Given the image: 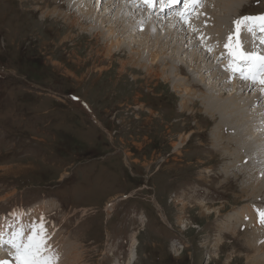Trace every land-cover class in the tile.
<instances>
[{"label":"rangeland","instance_id":"1","mask_svg":"<svg viewBox=\"0 0 264 264\" xmlns=\"http://www.w3.org/2000/svg\"><path fill=\"white\" fill-rule=\"evenodd\" d=\"M123 1H87L92 19L103 22L93 38L95 29H81L87 25L64 29L72 20L59 15L73 12L62 0H0V223L17 210L29 214L21 217L25 223L43 221L58 264H127L130 253L134 264H264V254L247 245L264 238L250 226L246 231L247 214L233 232L225 230L226 217L251 203L253 187L242 193L243 180L222 175L228 161L210 136L219 122L198 104L184 108L170 85L178 83L174 68L165 70L175 60L198 83L203 79L201 86H215L200 64L203 53L178 47L188 29L172 31L173 15L157 25L152 14L142 27H166L173 37L164 46L150 40L134 49L146 61L157 51L159 77L131 66L127 57L135 55L127 49L104 55L99 48L114 39L108 30L122 34L121 48L146 35L123 32L128 8L144 13ZM243 2L236 20L264 14V0ZM245 108L257 123L241 135L264 143L261 105ZM7 255L11 264L14 252H0V260Z\"/></svg>","mask_w":264,"mask_h":264},{"label":"bare ground","instance_id":"2","mask_svg":"<svg viewBox=\"0 0 264 264\" xmlns=\"http://www.w3.org/2000/svg\"><path fill=\"white\" fill-rule=\"evenodd\" d=\"M62 1H64L66 3V6L69 8V10L73 12V13H68V12L62 13L61 15H59L62 18L67 17L72 20V22L70 21L68 25L64 22L66 24V26H64L65 30L70 31L71 29L74 28V26L83 27L87 25L89 26L88 29L81 28V27L79 28L83 29V31L86 30V32L90 28L91 30L93 28L95 29V30H92L93 33L89 32L91 33L92 37L93 38L100 37L99 32L96 30L97 27L96 28L94 27L96 26V23L101 20L96 19V21H94L92 17L90 16L92 15L93 9H91L88 6L89 4L87 3V1L89 0H62ZM182 1L183 0H181V2ZM205 1L207 2V5L209 4L210 6H204V8L200 11V16L197 17L196 20L193 19L195 15L191 16V19H190L191 27L188 24H184L179 19V17H174L176 18L175 21L174 20L171 21L173 23L172 31L174 30L176 31V29H179L177 32H181L184 29H188V34L183 31L185 33L182 35L184 39L183 46H178V47H184L185 44H187L188 47L190 46L192 48L195 47V49H197L200 53H203L204 59L203 58L201 59L200 64L201 66H204L205 69L210 70V74H212V76L208 74L207 78L209 79L212 78L216 80L215 82L217 83V85L212 86V87L207 86L206 88L201 86V85H204L202 84V81L204 80L198 79L199 80V83H198V81L192 77L191 73L188 70L183 69V67L185 66H183L182 64H180L178 61H175V60H170L167 63L165 62V66L167 67L165 68V70L166 72L167 70H172V67H169L167 65L173 66L174 74H175V77L177 78L178 83L176 82L174 83L172 81L171 82L169 81V82L174 92L181 93L182 95L181 99L185 105L184 108H186V105L188 107L189 104L191 105L198 104L203 108L202 111L207 116L212 118L213 121L219 122V124L218 123L216 124L214 122L215 128H214V131L210 133V136H211V142L217 144L218 151L222 149V151L219 153L222 155L223 161H228L225 165L226 172H223L222 175H228L229 177L230 175H232L236 179L243 180L242 184L239 185L241 187V190L243 191L242 193H247V192L249 193L248 187H246V185L248 186L250 185L253 187L252 197L247 196V198L250 199L251 203L249 202L245 204L244 206H242L241 212L235 213L234 217H231V218L226 217L225 219L226 224L225 223L224 224L229 226V229L225 228V230L227 231L231 230L233 232L234 229L232 230V227H234L237 224H240V222L243 221L244 214H247L251 222L249 223V221L246 220V222L249 223L248 225L245 223L246 231L249 226L252 227L253 231H255L254 235L257 238L259 236H264V226H261V224L258 222L259 218L257 215V211H255L257 210L256 208L258 207H261V209H258V210L264 211V172L262 169L263 157H264V143H262L260 139H256L253 142L248 141L243 138V135H241L240 132L245 126H246V131L251 132L253 129L252 127L250 129L249 127L250 124L253 122L257 123L256 119L254 118L251 119L248 117L247 113L244 111V108L247 106L248 107L253 106L255 102H257L256 105H261L262 111H264V104L262 103V101L264 100V96H262V93L257 90L258 92L256 91L257 93L255 97L254 96L251 97V95H247V97L244 98L246 91L251 90V89H248V86H241L239 83H236V80L234 81V79H232L230 75L226 73L225 69L226 67H228L229 60L227 61V58L223 59L227 61L225 69H223V63L221 62H219L218 64L216 63L217 61L220 60L222 55L226 57L224 45L227 42V37L230 34L234 35L233 22L236 21L237 16L239 15L238 7L240 6V9H241L242 5L245 2H243V0H205ZM115 2H117V4L119 3L124 4L123 0H117V1L114 0L113 3ZM129 5H131L130 2H129ZM52 14L54 16H58L56 11H54ZM174 14L175 13H173V15ZM124 16H127V18L130 19V22H128V20H124V22L123 21L121 22L122 29H124L123 32L125 34L130 35L131 32H135L137 34L144 33L146 35L143 36L142 38H135L131 36L133 37L132 39H134L135 41L131 44H127L126 47L121 48V47H117V45L121 46L120 39L122 37V34L119 35L120 33L119 32L116 35L114 30L113 31L108 30V33H106L107 35L106 37L109 36V38L113 37L114 39L107 38L108 42H103L106 49L103 47H100L99 48L100 51L102 50L101 52H103L104 55H108L110 58H112L116 54L120 56L121 53L126 52L125 49H127L131 57L132 55H135V57L132 60H130V58L127 57V60L129 61V64L131 66L140 65L142 66L141 69L143 68L144 71L146 72L145 73L146 75L152 76V74L154 73L155 76L159 77L160 75L157 73V70H156L158 69V67L154 62L156 60L157 54L155 53L157 51L151 54V56L149 55L151 59L146 61V59H144L145 56H143L142 53H140V51H137L134 48H141L145 43H149L151 41L153 43V46H155L156 43L160 45L163 44L164 46V44L167 45V42H165L166 39L169 37H173V36L169 35L167 32L163 33L166 27H163L159 31L153 29L150 23H148L146 28L142 27L143 24L146 21H148L149 17L153 16L150 12L148 14L136 13L135 11H132L131 8H128L126 13H124ZM165 19H166V16L165 17L158 16L156 18H153L154 22L157 25H163L165 22ZM107 23L109 24V21H107ZM101 24H103L102 21H101ZM118 25H120V22L116 25L113 24L114 26L113 28H117ZM192 27L199 29V31L193 32ZM113 28H110V29H113ZM260 34L261 33H258L257 35L259 36ZM200 37L204 38L203 41L200 39ZM191 39L192 40L194 39L193 41L194 45H190L187 42V41H190ZM241 39L246 44L244 50L246 52H252L254 48V44L252 43L253 42L252 37L250 35L244 34L242 35ZM204 41H207V44ZM166 47L167 46H165L164 48ZM255 48H257L256 45H255ZM258 48L259 50L261 49V47L259 46ZM162 49L163 47L160 48V50ZM209 49H212V51H209ZM217 56H220V58L219 59L216 58ZM205 62H206V65H202ZM122 67H124V65H122ZM189 67L192 68L191 66ZM176 68H177V72H176ZM183 75H186L184 79L181 77ZM178 76H180V78H178ZM223 79L231 81V84L227 85V83H225ZM164 80H168V79H164ZM188 83L190 85H188ZM256 85L257 87H259V89L262 88V86L259 83ZM194 88L200 90L201 94L195 93L193 91ZM221 90L223 92H221ZM220 126H221V136H219V131H218V128ZM240 136H242L243 140L240 139ZM1 201H4V200H1ZM249 207H252V209H250ZM214 210H218V209L214 208ZM220 213L221 212L217 211L216 215L219 216ZM230 221L234 224L233 225L230 224L229 223ZM28 223L30 222L25 223L24 218H20V221H18V224L16 226L19 227L20 225H24ZM46 230L48 231L50 229H46ZM12 231H14L13 228H12ZM28 234L29 233L26 231L25 236H27ZM244 234H247V232H245ZM247 245H249V247L251 248L249 249L253 250L254 253L258 252L260 254H264L263 252L264 251V238H262L261 242L259 243H257L256 241L253 245H251V243ZM7 248L11 249L10 246ZM132 257L130 253V255H128L127 264H134L135 261L133 262ZM8 258H9V255H7L6 259H4L3 261H7ZM10 261H11V264H14L15 260L10 258Z\"/></svg>","mask_w":264,"mask_h":264},{"label":"snow or ice","instance_id":"3","mask_svg":"<svg viewBox=\"0 0 264 264\" xmlns=\"http://www.w3.org/2000/svg\"><path fill=\"white\" fill-rule=\"evenodd\" d=\"M131 3L134 7H140L141 3L150 9H155L159 4V10L162 12L166 7H174L181 4V0H125V3ZM184 10L174 15L190 27V19L194 14L192 10L197 6H202L204 0H183ZM234 35L227 37L224 45L226 57L221 56V60L227 58L229 60L228 67L225 71L232 74V77L239 78L250 86L259 83L264 93V55L257 53L255 43L259 40V44L264 45V35L258 36V33L264 34V14L259 16H244L233 22ZM207 26V25H205ZM193 32L199 29L192 27ZM250 35L253 39L254 48L252 52H246L245 42L241 39L242 35ZM203 41V37H200ZM212 51V49H209ZM231 82V81H229ZM28 213L22 211H14L10 214L11 220L7 217L3 218L0 223V250H5L8 245L14 250L13 259L16 264H58L59 255L54 252L49 244L50 233L46 230L43 221L36 223L20 225L17 227L15 221L19 220ZM258 222L264 226V211L257 210ZM7 228H13L14 231L9 233ZM29 234L25 236V232ZM0 264H9L8 261L0 260Z\"/></svg>","mask_w":264,"mask_h":264}]
</instances>
